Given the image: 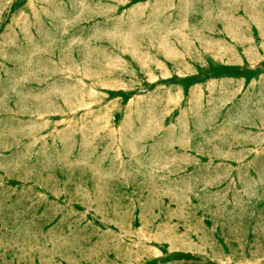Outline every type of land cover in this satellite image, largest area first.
Segmentation results:
<instances>
[{
	"label": "rangeland",
	"instance_id": "rangeland-1",
	"mask_svg": "<svg viewBox=\"0 0 264 264\" xmlns=\"http://www.w3.org/2000/svg\"><path fill=\"white\" fill-rule=\"evenodd\" d=\"M0 264H264V0H0Z\"/></svg>",
	"mask_w": 264,
	"mask_h": 264
}]
</instances>
